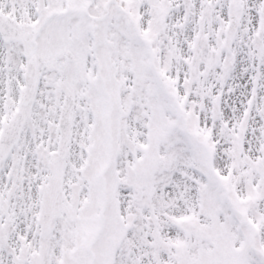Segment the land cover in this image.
Masks as SVG:
<instances>
[{"label":"snow or ice","instance_id":"6c2138e0","mask_svg":"<svg viewBox=\"0 0 264 264\" xmlns=\"http://www.w3.org/2000/svg\"><path fill=\"white\" fill-rule=\"evenodd\" d=\"M0 264H264V0H0Z\"/></svg>","mask_w":264,"mask_h":264}]
</instances>
